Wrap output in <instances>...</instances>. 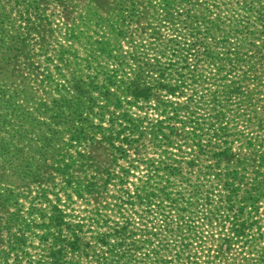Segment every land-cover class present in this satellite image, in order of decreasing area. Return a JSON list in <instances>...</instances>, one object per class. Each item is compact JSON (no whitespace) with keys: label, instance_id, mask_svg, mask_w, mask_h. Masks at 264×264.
<instances>
[{"label":"trees","instance_id":"1","mask_svg":"<svg viewBox=\"0 0 264 264\" xmlns=\"http://www.w3.org/2000/svg\"><path fill=\"white\" fill-rule=\"evenodd\" d=\"M220 1V8L213 7ZM237 1L239 6L236 0L203 4L199 22L205 34L197 28L176 33L180 41L169 45L180 44L182 79L158 59L139 54L131 76L104 81L102 88L118 83L126 94L115 99L111 116L101 115L108 124L99 125L101 141L115 157H126L123 145L137 137L138 142L147 128L149 149L161 159H147L153 172L135 183L131 175L120 176L117 198L123 202L111 212L106 207L90 211L89 239L41 238L38 246L49 254L34 264H264V0ZM83 2L72 8L89 19L98 13V7ZM167 6L171 21L177 5L172 0ZM190 17L182 16L184 25ZM196 46L204 52L197 53ZM57 84L47 106L67 104L80 115L96 105L98 99L84 94L72 96L75 103L65 100L63 92L76 84L73 77ZM178 93L185 97L182 104L168 99ZM153 94L165 98L151 106L158 118H133L131 109H141ZM72 166L64 165L62 175ZM95 188L101 189L86 180L67 197ZM20 253L23 261L27 253Z\"/></svg>","mask_w":264,"mask_h":264},{"label":"rangeland","instance_id":"2","mask_svg":"<svg viewBox=\"0 0 264 264\" xmlns=\"http://www.w3.org/2000/svg\"><path fill=\"white\" fill-rule=\"evenodd\" d=\"M80 1L0 0V264H34L49 254L40 250L41 238L49 242L73 236L89 239L90 211L106 207L111 212L123 202L117 198L120 176L131 175L135 183L136 178L152 174L146 160L159 161L161 154L150 151L147 128L138 142L135 136L123 145L126 157H115L101 141L99 125L108 126L101 115L111 116L115 99L126 94L118 83L108 89L102 85L105 80L131 76L133 59L139 54L158 59L182 79L185 63L176 50L180 44L177 48L169 44L180 41L176 33L181 28H197L205 34L199 17L205 14L203 4L213 3L173 0L177 8L170 10L175 12L169 21L166 12L172 0H83L84 5L98 7L90 19L72 8ZM221 2L213 7L220 8ZM182 16H189L190 24L184 25ZM246 21L242 19V24ZM196 52L204 50L196 46ZM68 77L76 84L67 87L63 97L74 103L71 97L78 94L98 99L89 112L76 115L67 104L61 103L60 108L45 104L56 95V84ZM184 98L178 93L168 99L182 104ZM164 99L153 94L141 109H131L133 118H158L151 106ZM181 109L182 120L185 110ZM177 140L182 143L181 134ZM71 162L74 166L65 171L69 174L62 175V167ZM86 180L101 189L67 197L84 188ZM110 212L108 217L114 221ZM55 216L61 224L54 223ZM5 251L7 257L2 256ZM20 252L27 253L23 261Z\"/></svg>","mask_w":264,"mask_h":264}]
</instances>
